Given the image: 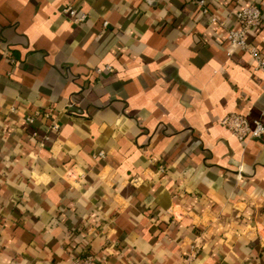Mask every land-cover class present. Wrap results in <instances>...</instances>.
I'll return each instance as SVG.
<instances>
[{"label": "crops", "instance_id": "1", "mask_svg": "<svg viewBox=\"0 0 264 264\" xmlns=\"http://www.w3.org/2000/svg\"><path fill=\"white\" fill-rule=\"evenodd\" d=\"M204 1L0 0V264H264V0Z\"/></svg>", "mask_w": 264, "mask_h": 264}, {"label": "built area", "instance_id": "2", "mask_svg": "<svg viewBox=\"0 0 264 264\" xmlns=\"http://www.w3.org/2000/svg\"><path fill=\"white\" fill-rule=\"evenodd\" d=\"M74 0H68L62 8L61 13L72 23L79 25L86 20V14L79 12L73 4ZM198 5L202 13H208L204 0H198ZM235 20L238 28L225 29L224 39L229 47L240 50L248 54L254 70L264 72V55L260 48L249 39L252 31L263 26V19L260 9L255 4H246L235 13ZM212 24L224 27V23L215 16L210 19ZM104 26L107 22H104ZM29 123H33L32 118H27ZM221 126L231 133L241 144L250 140H258L264 136V122L261 119L250 120L247 115L232 113L225 116L220 121ZM52 129H58L57 124L52 125ZM103 153L95 154L94 158H100ZM161 170V168H160ZM72 264H96L95 258L88 254L83 257L75 255L72 257Z\"/></svg>", "mask_w": 264, "mask_h": 264}, {"label": "trees", "instance_id": "3", "mask_svg": "<svg viewBox=\"0 0 264 264\" xmlns=\"http://www.w3.org/2000/svg\"><path fill=\"white\" fill-rule=\"evenodd\" d=\"M85 253V250H82V253H80V257H83Z\"/></svg>", "mask_w": 264, "mask_h": 264}]
</instances>
